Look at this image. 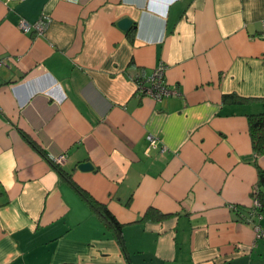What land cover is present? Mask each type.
<instances>
[{"label":"crops","instance_id":"obj_1","mask_svg":"<svg viewBox=\"0 0 264 264\" xmlns=\"http://www.w3.org/2000/svg\"><path fill=\"white\" fill-rule=\"evenodd\" d=\"M262 21L264 0H0V264H264ZM158 65L160 101L135 83Z\"/></svg>","mask_w":264,"mask_h":264},{"label":"trees","instance_id":"obj_2","mask_svg":"<svg viewBox=\"0 0 264 264\" xmlns=\"http://www.w3.org/2000/svg\"><path fill=\"white\" fill-rule=\"evenodd\" d=\"M223 99L241 100L242 98H236L235 95H226L223 97ZM247 121L249 136L251 139V145L254 155L264 154V112L248 114ZM27 141L47 159V161L52 165V167L59 175L63 176L66 181H68L72 185V187L80 194V196H82V198L88 203V205L96 213V215H98L102 219V221L114 231V234L116 235L120 244L123 246L121 224L118 222L115 216L108 210V208L105 205L95 201L90 195H88V193H86L78 185H76L72 181L70 174L67 173L60 166V164L55 163L46 154H44L42 150H40V148L33 141H30L29 138H27ZM262 182H264V170H258V184H261ZM252 195L258 198L259 202L261 203L259 212L264 213V195H261L259 193L257 186L253 188ZM154 214V217L156 218L164 217L163 213H160L153 209H148L145 212L144 217H151Z\"/></svg>","mask_w":264,"mask_h":264},{"label":"built area","instance_id":"obj_3","mask_svg":"<svg viewBox=\"0 0 264 264\" xmlns=\"http://www.w3.org/2000/svg\"><path fill=\"white\" fill-rule=\"evenodd\" d=\"M47 24L48 19L46 17H43L35 23H29L22 19L19 22V27L24 32L35 30L37 33L41 34L46 29ZM262 35H264V21H262ZM164 71L165 67L163 65H158L148 76L141 77L138 75L135 79L138 91L143 95L153 98L156 101H160L162 98L168 97L170 95H177L178 92L176 90L168 87L164 79ZM147 139L149 141L150 147L156 146V137L148 135ZM161 151H164V148H161ZM51 159L55 163L61 164L64 161L65 156L63 154H59L51 157ZM260 206L261 203L259 200L254 198L252 201L251 210L252 213L257 217H262V215H264L259 212ZM256 234L257 236L264 235V233L260 232L258 229L256 230Z\"/></svg>","mask_w":264,"mask_h":264},{"label":"water","instance_id":"obj_4","mask_svg":"<svg viewBox=\"0 0 264 264\" xmlns=\"http://www.w3.org/2000/svg\"><path fill=\"white\" fill-rule=\"evenodd\" d=\"M117 25L123 31H127L130 28V26L132 25V21H131V19H129L127 17H123L117 22ZM77 168L82 170V171H89L93 168V166H92L91 162L85 161V162L79 163L77 165Z\"/></svg>","mask_w":264,"mask_h":264}]
</instances>
